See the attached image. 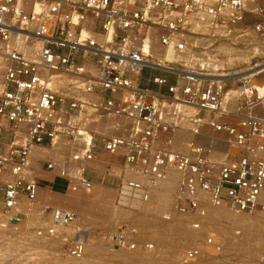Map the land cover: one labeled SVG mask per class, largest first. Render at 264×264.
<instances>
[{"label": "built area", "instance_id": "2783aa9c", "mask_svg": "<svg viewBox=\"0 0 264 264\" xmlns=\"http://www.w3.org/2000/svg\"><path fill=\"white\" fill-rule=\"evenodd\" d=\"M0 74V210L11 227L37 197L32 148L52 147L59 136L76 169L68 170L69 156L45 164L66 189L89 191L88 163L104 151L150 184L177 171L173 208L196 228L206 216L202 193L213 206L264 211V0H0ZM87 116L95 125L105 116L125 122L90 131ZM183 116L196 136L209 126L222 147L195 140L177 149ZM80 128L91 132L88 141L76 137ZM126 195L146 200L147 186L121 180L116 202L124 205ZM44 211L58 226L75 217L66 208ZM138 233L124 221L110 245L152 247ZM88 238L81 228L64 236L66 254L81 258ZM219 244L207 233L203 247L185 250L180 261Z\"/></svg>", "mask_w": 264, "mask_h": 264}, {"label": "rangeland", "instance_id": "374dc122", "mask_svg": "<svg viewBox=\"0 0 264 264\" xmlns=\"http://www.w3.org/2000/svg\"><path fill=\"white\" fill-rule=\"evenodd\" d=\"M171 57V53L165 56L167 60ZM148 73V70L143 71L144 76ZM156 73L160 74L159 71ZM86 118L92 120L89 121L88 127L91 125L100 132L110 131L109 129L114 128V124L119 121L105 116L102 124L95 125L92 117ZM181 128L180 135L175 138L179 148L194 139L197 140L186 118L181 122ZM202 134L206 140L209 139L208 143L211 142V138L214 140L218 138L212 130ZM66 147L64 140L52 147H38L47 154L36 159V166L33 168L37 170L29 165V172L39 180V192L44 191L39 193L30 212L17 225L16 229L19 232L16 233L14 227L9 224L7 227L15 230V233L13 230L0 231V264H258L260 258L264 257V215L261 213L234 214L226 209H218L210 215L206 211L205 218L199 221L200 224L196 228L193 217L174 212L172 204L175 191L170 194L166 205L154 207L150 211H145L144 205L139 208L118 206L115 190L121 180L130 177L124 169L122 172L123 167L118 163L100 171L91 169L90 172L99 177L92 182L91 190L85 192L64 188L62 194H57L50 186L52 182L44 179L48 176L43 173L47 175L54 173L46 169L45 160L61 163L65 156H71ZM115 156L102 151L99 159L91 163L97 160L112 163L116 161ZM69 157L68 159L72 161ZM55 178L57 181L62 179ZM59 185L63 186L61 182ZM43 194L45 198H40ZM46 207L50 209L67 207L66 209L75 213V220L67 227L57 226L48 218V213H44ZM4 220L0 210V225L5 224ZM124 221L133 222L138 228L139 240L151 243L152 247H141L135 251L112 248L108 238ZM50 228L54 231L51 235ZM77 228L87 230L91 245L86 257L81 261L68 259L70 256L66 254L65 246L56 240L75 234ZM207 233H212L215 240L220 242L218 248L200 258L188 262L180 261L185 250L197 246L196 244L203 247Z\"/></svg>", "mask_w": 264, "mask_h": 264}, {"label": "bare ground", "instance_id": "6f19581e", "mask_svg": "<svg viewBox=\"0 0 264 264\" xmlns=\"http://www.w3.org/2000/svg\"><path fill=\"white\" fill-rule=\"evenodd\" d=\"M157 49H159L160 50V48H159V46L158 47H156ZM167 53H170V51H164V50H160V56H162V55H164L165 54V56L167 55ZM159 56V57H160ZM87 95H90V94H87ZM183 113L185 114V115H189V114H191V113H193V109L191 108V107H189V106H183ZM186 117L185 116H183L182 117V120H181V122L185 119ZM116 119V118H115ZM86 120H89V118H86ZM116 120H119L118 121V123L120 122V121H123L122 123H124L125 122V120H124V118H117ZM89 122V121H88ZM121 123V124H122ZM121 124H120V126H121ZM90 131H91V129H90V127H87ZM112 129H114V128H112ZM212 129H210L207 125H203L202 126V128L200 129V134L201 135H203L202 133H205V132H207V131H211ZM90 131H87V130H85V129H82V128H80V130H79V134H78V136H81V137H78L77 135H76V137L77 138H85V140H89L90 138H91V132ZM213 131V130H212ZM216 134V133H215ZM218 137L220 136V135H218V134H216ZM194 137H196V135L194 136ZM178 138V137H177ZM175 139V138H174ZM64 140V142H65V144H67V140H66V138L65 137H63V136H59L58 137V141L56 142V144L57 143H59L60 141H63ZM197 140H199V141H201V142H203V143H208L209 142V139H205L204 137H202V136H197ZM176 141H177V139H176ZM175 141V147L177 148V149H179V150H185V148H186V144L184 145V146H182L181 148H179V146H178V144L179 143H177ZM194 141H195V139H194ZM210 143H212L213 145H215L216 147H218V148H221L222 147V143H220V142H218L217 140H214V139H212L211 138V142ZM56 144H54V145H56ZM53 145V146H54ZM67 146V145H66ZM36 147H43V146H34L33 148H32V150L34 149V148H36ZM67 149H68V147H66ZM32 150H31V152H32ZM64 151V150H63ZM65 152H67L66 150H65ZM68 152H70L71 153V149H69L68 150ZM31 154V153H30ZM47 153L46 152H43V151H41L39 148H38V150H37V152H36V158L38 159V158H40V157H44L45 155H46ZM72 154H73V152L71 153V156L69 157L70 159L72 158ZM113 156H115V155H113ZM57 157H59V156H57ZM29 158H30V155H29ZM69 160V159H68ZM73 161V160H72ZM71 160H69V163H67V167H69L68 168V170L70 169V170H74V168L76 169V165H75V163H73ZM94 160H92V161H90L89 163H91V162H93ZM125 171L127 172V173H129L130 174V177L128 178V179H133V180H137L138 182H141V183H143L145 186H147V189H148V197L146 198V200H141L138 196H134V195H126V196H122V197H120V202H121V204H124L123 206H126V207H136V208H139V207H141L142 205H144V209H145V211H150V210H152V209H154V207L155 208H158V207H160V206H163V205H166L167 204V202H168V198H169V196H170V194H172V192H174V191H176V186H177V182H178V178H179V173L177 172V171H175V170H173V169H167L166 170V172H165V174H164V176L162 177V178H160V179H158V180H156L155 182H153V183H151L150 184V182L148 181V178L146 177V176H144V175H142V174H139V173H136V172H133V171H130V170H128V169H126L125 168ZM28 172H29V167H28ZM74 172V171H73ZM29 174H30V172H29ZM2 178H10V174H9V172H5L3 175H2ZM128 179H124V180H122L123 182L125 181V180H128ZM91 189H92V187H91ZM90 189V190H91ZM115 194H116V190H115ZM174 195H175V193H174ZM37 196V195H36ZM200 197L201 198H203L202 199V205H203V207H204V209L206 208V210L205 211H207V213L208 214H214L218 209H226V210H228V211H230V212H232V213H234V214H248V215H253V214H255V213H261V214H263L264 215V211L263 210H260V209H257V210H254L253 212H235V211H232V210H230V209H227V208H225V207H218V206H213V205H211V204H209L208 203V195L206 194V193H202V195H200ZM173 200H174V197H173ZM36 201H37V197H36V199L32 202V203H30V206H29V208L28 209H25V211H26V216H27V214L30 212V210H31V208H32V205H34L35 203H36ZM118 206H121V205H118ZM172 206H174V201H173V204H172ZM17 207L19 208V207H22V208H25L26 207V205H25V203H24V201H18V205H17ZM120 208H123V207H120ZM54 209H56V208H54ZM53 209H51V211H52ZM173 210H174V208H173ZM46 211H44V213H45ZM174 212H175V210H174ZM177 213V212H176ZM177 214H180V213H177ZM181 215H184V214H181ZM189 216V215H188ZM48 218H50L51 219V221H52V217H51V212H48ZM73 220H75V217L73 218ZM73 220L71 221V222H73ZM5 221V224H3V225H0V231H2V232H4V231H7V230H9V231H12L11 229H9L8 227H7V222H6V220H4ZM53 222V221H52ZM71 222L70 223H68L67 225H63V226H61V227H67V226H69L70 224H71ZM19 225V224H18ZM58 226V225H57ZM17 227L15 226L14 227V229L16 230H13L12 232L13 233H17V232H19L17 229H16ZM78 229V228H77ZM15 231V232H14ZM50 234V233H49ZM51 235V234H50ZM112 236V235H111ZM111 236H110V238H108V242L110 243V241H111ZM64 237V236H63ZM56 240H58V242L60 243V244H63L62 242H63V238H56ZM87 246H86V248H85V251H84V255L81 257V258H79L80 259V261L81 260H83L85 257H86V253H87V250H88V248H89V246H91L90 245V240H89V238H88V240H87ZM119 250V249H118ZM68 259H71V260H75L76 258H72V257H67ZM76 261V260H75Z\"/></svg>", "mask_w": 264, "mask_h": 264}, {"label": "crops", "instance_id": "0c3cea01", "mask_svg": "<svg viewBox=\"0 0 264 264\" xmlns=\"http://www.w3.org/2000/svg\"><path fill=\"white\" fill-rule=\"evenodd\" d=\"M37 150H38V147L34 148L32 150V152H31V154H30L29 165H31L32 168H33V166H36V159H37L36 158V152H37ZM114 160H116V161L112 162V163L109 162L108 164L104 163V162H102L100 160H97L94 163H88V169H87L88 178H90L92 180V182H94V180H98L99 179V177H97L96 174H93L92 172H90V171H92L91 169H97V170L100 171V169L105 168V167H110V166L113 167V165H115L116 163H118L122 167V158L121 157L115 156ZM33 169L37 170L36 168H33ZM122 172H124L123 168H122ZM43 175L48 176V177H46L44 179L52 182V184L50 185L52 190L54 192H56L57 194H62V192L64 191V188H66L65 181L63 179H59L58 180L59 182H58L57 180H55L56 179L55 177H57V176H55L54 174L53 175H50V174L47 175V173H43ZM101 178H103V177H101ZM60 182L63 184V186L59 185ZM55 187L57 188V190L54 189ZM39 190H40V186H38L37 197H38L39 193H43V191H44V190H42V191L39 192ZM40 196H42L40 198H45V194L40 195ZM62 208H67V207H62Z\"/></svg>", "mask_w": 264, "mask_h": 264}, {"label": "trees", "instance_id": "16d2710c", "mask_svg": "<svg viewBox=\"0 0 264 264\" xmlns=\"http://www.w3.org/2000/svg\"><path fill=\"white\" fill-rule=\"evenodd\" d=\"M54 189H55V190H57V188H56V187H55Z\"/></svg>", "mask_w": 264, "mask_h": 264}]
</instances>
